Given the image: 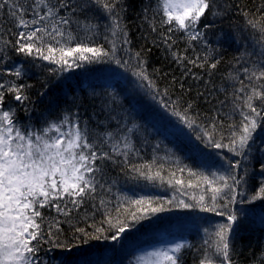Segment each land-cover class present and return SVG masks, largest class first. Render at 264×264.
Instances as JSON below:
<instances>
[{"label": "snow or ice", "instance_id": "obj_1", "mask_svg": "<svg viewBox=\"0 0 264 264\" xmlns=\"http://www.w3.org/2000/svg\"><path fill=\"white\" fill-rule=\"evenodd\" d=\"M131 5L0 0V264H239L264 227V3Z\"/></svg>", "mask_w": 264, "mask_h": 264}, {"label": "trees", "instance_id": "obj_2", "mask_svg": "<svg viewBox=\"0 0 264 264\" xmlns=\"http://www.w3.org/2000/svg\"><path fill=\"white\" fill-rule=\"evenodd\" d=\"M140 2L141 0H132V5L130 8V19H135L134 13L139 12L140 9ZM241 2L248 7L255 8L259 7L261 3H264V0H241ZM238 52L235 48H229L225 53V58L230 59L233 55H237ZM152 64L156 67H162L165 72L168 73V76L163 78L161 83L166 84L172 78V76L180 77V71L175 67V65L170 64L168 61L164 60L158 50H153L152 54ZM104 71L103 66H97L92 70H76V74L73 76V83L77 80L87 84V77ZM199 71V70H197ZM187 84V81L185 82ZM59 91V88L56 89ZM177 92H179V86L177 85ZM22 115V114H21ZM167 143V142H166ZM169 147H172L169 144ZM178 154L185 157V163H193L191 159L187 157L191 155L189 152L188 146H181L178 149ZM146 159H150V151L149 153L145 154ZM160 155H163L161 152ZM179 175V174H178ZM129 195H132L133 192H138L141 194H148L154 197L160 198H168L172 195V191L168 188L167 185L163 187H149L148 189H137L133 188L131 185L125 189ZM260 212L259 208L256 209V212ZM217 221L223 222L219 217L215 218ZM145 223V222H144ZM240 239V243L243 244V251L242 254L237 257L236 259L239 261V264H264V227H262L259 223V219L257 218V214H255L254 219L241 226V229L238 232ZM105 242H93V244H101ZM54 255V253H53Z\"/></svg>", "mask_w": 264, "mask_h": 264}, {"label": "rangeland", "instance_id": "obj_3", "mask_svg": "<svg viewBox=\"0 0 264 264\" xmlns=\"http://www.w3.org/2000/svg\"><path fill=\"white\" fill-rule=\"evenodd\" d=\"M104 72V71H103ZM103 72H100V73H95V74H92L90 76L87 77V81L94 77V76H101L103 74ZM259 211L256 212L257 214V218L259 219ZM221 219V218H220ZM222 220V219H221ZM149 222H145L144 224L147 225ZM162 224L166 223V222H161ZM138 235H141L143 239L145 240H151L153 238V232H152V229H149L148 227H142L141 229V234H138ZM111 244V242H107V243H101V244H95L96 246V257H101L102 254H105V250L106 248ZM136 254H141V250L140 249H137L136 250ZM122 259L125 260V264H126V260L128 258H132V257H125V256H122L121 257Z\"/></svg>", "mask_w": 264, "mask_h": 264}]
</instances>
